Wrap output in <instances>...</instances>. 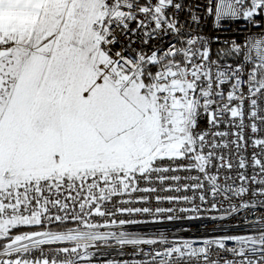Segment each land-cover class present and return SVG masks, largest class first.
Returning <instances> with one entry per match:
<instances>
[{
  "label": "snow or ice",
  "instance_id": "6c2138e0",
  "mask_svg": "<svg viewBox=\"0 0 264 264\" xmlns=\"http://www.w3.org/2000/svg\"><path fill=\"white\" fill-rule=\"evenodd\" d=\"M113 243L264 264V0H0V264Z\"/></svg>",
  "mask_w": 264,
  "mask_h": 264
},
{
  "label": "built area",
  "instance_id": "2783aa9c",
  "mask_svg": "<svg viewBox=\"0 0 264 264\" xmlns=\"http://www.w3.org/2000/svg\"><path fill=\"white\" fill-rule=\"evenodd\" d=\"M135 25H133L134 27ZM235 34V33H234ZM239 35V34H236ZM167 39V38H165ZM212 221L207 219L195 220V221H175V222H165L161 225H134L129 226L125 230L140 232V233H151L157 231L171 232L176 236H183L185 238H194L206 234V229L210 228ZM172 238V237H170ZM148 249L145 248V251ZM95 252L93 257V264H107L108 261H116L117 264H122L123 261H132L135 259H143L141 256H136L133 254V250L130 246H126L121 249L113 243L112 247H106L101 245L99 249H92Z\"/></svg>",
  "mask_w": 264,
  "mask_h": 264
}]
</instances>
